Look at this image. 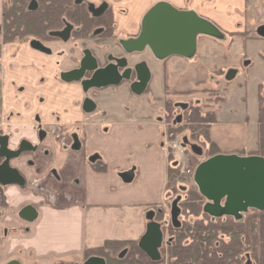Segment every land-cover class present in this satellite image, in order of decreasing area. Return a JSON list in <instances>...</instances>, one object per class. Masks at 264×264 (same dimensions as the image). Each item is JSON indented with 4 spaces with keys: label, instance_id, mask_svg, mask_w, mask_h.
<instances>
[{
    "label": "crops",
    "instance_id": "crops-1",
    "mask_svg": "<svg viewBox=\"0 0 264 264\" xmlns=\"http://www.w3.org/2000/svg\"><path fill=\"white\" fill-rule=\"evenodd\" d=\"M90 1L98 3V0ZM106 1L112 4L118 29L128 37L139 34L144 15L159 2L169 3L178 10L194 11L208 21H212V17L218 18L219 25L231 27L228 30L224 27L230 33H236L234 28L242 25V16L239 14L246 6L245 0ZM2 10L0 0V27ZM55 61L54 56L36 52L28 45H3L0 36V118H7L17 112L26 122L39 112L45 122L52 123L50 115L55 113L62 116V127L73 130L72 125L77 116L74 115L76 110L71 97L62 93V86L52 80L48 85L37 86L40 76H52ZM171 61L169 58L162 64H171ZM12 83L25 85L26 93L18 94L11 87ZM39 94L47 97L42 106L34 99ZM143 97L146 99L145 95L134 96V102L140 103ZM116 106V116L114 111L108 109V105H104L109 114L107 119L86 122L87 150L89 153L102 154L107 164L106 172L96 174L83 167L80 165L81 156L67 165L66 156L61 155L59 168L64 175V188L70 191L71 199L58 198L52 208L41 205L39 228L28 236L11 237L7 248L8 257L21 251L23 257L31 255L36 260L79 259L86 249L98 248L106 241H139L143 236L148 224L147 215L151 212L148 208L159 207L166 200L168 169L172 165L171 153L163 145L166 125L151 113L128 116L126 113L129 110L123 103ZM221 107L222 104L218 112ZM219 124L223 123L216 119L215 123L209 125V138L220 154L237 155L242 150L249 152L248 149L255 145L249 140L250 146L247 139L241 144L229 143L226 138L219 136ZM227 126L231 131L236 130L233 125ZM247 156L250 155L244 157ZM173 162L177 163L175 157ZM128 171L133 173V179L130 183H124L120 174ZM74 179H78L79 184L73 185Z\"/></svg>",
    "mask_w": 264,
    "mask_h": 264
},
{
    "label": "flooded vegetation",
    "instance_id": "flooded-vegetation-1",
    "mask_svg": "<svg viewBox=\"0 0 264 264\" xmlns=\"http://www.w3.org/2000/svg\"><path fill=\"white\" fill-rule=\"evenodd\" d=\"M25 1L28 2V11H36L38 9L36 0ZM32 1L36 3L35 10H30ZM77 4L84 5L86 11L93 18L99 19V24L86 37H76L75 31L77 29L64 20L61 29L49 34L52 38L50 41L43 42L38 39H30L23 43H2L3 45H28L30 49L36 52L50 57L54 56L56 61L52 76L50 78L43 75L40 76L37 80V86L39 88L43 87L52 80L65 88L75 89L77 93L69 95H72V106L76 110L74 115L77 118L73 122V130L62 127V116L55 113L50 115V118L53 119L52 123L45 122L44 117L39 112L30 116L25 120L26 122H23L24 118L17 112L7 118H0V139L6 140V148L9 153H17L22 148V151L13 155V157H0V179L8 183L5 185L0 183V264H8L9 262H17L18 264H84L93 258L85 255V251L89 249L84 251L81 258L69 260H36L31 255L23 257L21 251H17L15 255L8 257L7 248L12 240L11 237L14 235L28 236L39 228L38 225L41 219L39 207L41 205L46 204L49 208H52L54 201L58 198L67 197L71 199L70 191L64 188V175L59 168L62 160L61 155L66 156L67 165H70V161L76 160V157L81 156L80 165L83 167L89 168L90 171H94L96 174L106 172L107 164L102 154L98 152L89 153L87 150L86 130L87 121L101 122L109 117L108 112L104 109L105 97L113 92L118 94L123 90H128L129 94L131 93L133 96L146 95L150 92L149 86L152 81V73L148 62L142 59L141 55L144 52H148L153 58L154 56L147 49L142 53L128 54L122 45L125 40L136 38L138 35L128 37L118 29L114 19L112 4L106 0H98V3L90 0H77ZM90 6H92L94 12L98 13L103 7H106L98 16H94L89 9ZM107 14L111 16V32L108 31L109 17ZM69 27L70 32L66 40L52 35L53 33L63 32ZM254 35L253 37L259 38L256 30ZM32 42L40 43L48 52L34 49L31 46ZM109 43H112V47L117 52L107 51L108 49L106 48ZM56 46L61 48L57 50ZM126 55L131 56V58H137V60H133L135 62H133L132 66H129L130 62L126 59ZM86 57H91L96 61V69H103L113 65L117 67L120 75L130 71L129 78L122 79L117 86L88 89L83 87V81L89 80L93 72L86 71L79 82L64 81L63 75L78 70ZM67 62L69 63L68 68L62 69L61 66ZM141 64H145L148 68L149 81L143 88V92L136 94L132 87L138 82L136 68ZM10 85L18 94L23 93L24 95L27 91L25 85H16L15 83ZM60 90L62 91V89ZM34 99L40 106L47 101V97L42 94H39ZM170 114L165 111V127H169V129H165V139L169 138L170 129L177 130L180 126L186 125V122L182 121V117L178 115L173 120ZM173 121L174 124H172ZM185 132L188 131L185 130ZM55 148H58V152ZM171 148L166 147L170 153L172 152ZM72 184H79V180L74 179ZM31 216L33 217L32 219H30Z\"/></svg>",
    "mask_w": 264,
    "mask_h": 264
},
{
    "label": "rangeland",
    "instance_id": "rangeland-1",
    "mask_svg": "<svg viewBox=\"0 0 264 264\" xmlns=\"http://www.w3.org/2000/svg\"><path fill=\"white\" fill-rule=\"evenodd\" d=\"M3 3L4 0L2 6ZM245 3V10L239 14L242 16V25L234 28L237 34L246 33L245 35L230 37V34H235L226 32L231 27H222L218 18L212 17L213 19H210L213 22L210 20L209 22L217 25L221 38L199 36L194 57L190 59L172 57L171 64L163 65L162 61L155 60L148 52L141 55L154 73L152 75L154 80L152 79L149 86L150 92L145 95L146 99L143 97L147 101L142 99L140 103L134 102V96L129 94L128 90H123L118 94L113 92L106 96L104 105H108V109L114 111L116 116L118 111L116 104L123 103L129 110L126 115L143 116L151 113L152 116L159 117L164 125L165 111L171 113L173 120L179 115L182 121H185L190 110L197 108L203 117L216 114V119L223 123L217 127L220 128L219 136L226 138L229 143L232 141L241 144L245 139L249 144V140L255 143L250 144L252 146L248 147L249 152L242 150L243 156L257 153L259 102L260 99L264 101V38L253 36L255 30L257 32L258 28L264 26V0H245ZM59 48L61 47L56 46L57 50ZM106 49L109 52H117L112 43H109ZM126 59L130 62L129 66L134 64L133 60H137L136 57L131 58L127 55ZM68 66L67 62L61 68L65 69ZM61 88L63 93L68 95L77 93L70 87L66 90L63 86ZM69 96L72 98V95ZM227 125H233L236 130L231 131ZM200 132L190 136L189 131L184 130L173 141L169 138L164 140L166 147H172L170 150L177 162L172 163V166L179 168V176L176 177L177 194L167 193L163 204L152 207L161 209L164 213L163 217L159 218L164 233L162 249L169 241L168 227L171 225L170 210L173 200L179 196L180 200H185L189 190L197 189L193 181L194 171L201 162L208 159V146L200 137ZM183 143L186 144L185 148L182 146ZM195 145L203 150L201 156L192 151V146ZM190 158L195 160V164L188 166ZM152 208H148L149 211L153 212ZM186 219L182 212L179 220L183 222Z\"/></svg>",
    "mask_w": 264,
    "mask_h": 264
},
{
    "label": "trees",
    "instance_id": "trees-1",
    "mask_svg": "<svg viewBox=\"0 0 264 264\" xmlns=\"http://www.w3.org/2000/svg\"><path fill=\"white\" fill-rule=\"evenodd\" d=\"M36 1L38 9L28 11L25 0H4L0 27L3 44L23 43L30 39L50 41L49 34L61 29L64 20L77 29L76 37H86L99 24V19L93 18L84 5L77 4V0ZM107 16L108 31L111 32V16ZM230 35L243 36L237 33ZM194 109L190 110L183 128L170 129L169 140L173 141L187 129L190 136L201 131L199 135L208 146V158L220 154L209 138V125L216 122V114L203 117L197 108ZM258 117L259 147L252 156L264 158V101L261 99ZM237 155L243 156L244 152L240 151ZM170 160L174 163L172 154ZM192 164L195 160L190 158L188 166ZM177 176L179 168L170 165L166 186L168 194H177ZM185 197L178 207L180 216L183 212L187 219L183 222L179 220L178 228L172 224L168 227L169 241L165 248H161L158 261L150 260L139 249L138 241H106L98 248L86 250L85 255L100 258L105 264H264V211L250 209L240 219L213 217L204 212L206 201L198 189L189 190ZM152 210L154 220L160 223L163 211L158 208Z\"/></svg>",
    "mask_w": 264,
    "mask_h": 264
},
{
    "label": "water",
    "instance_id": "water-1",
    "mask_svg": "<svg viewBox=\"0 0 264 264\" xmlns=\"http://www.w3.org/2000/svg\"><path fill=\"white\" fill-rule=\"evenodd\" d=\"M105 7L99 13L94 12L92 6L89 9L94 16H98ZM35 9L36 3L32 1L30 10ZM69 32L70 27L52 35L66 40ZM257 34L264 38V26L257 30ZM199 36H211L219 39L221 33L216 26L194 11L178 10L169 3L159 2L144 15L138 36L125 40L122 45L128 54L142 53L147 49L158 61L172 57L190 59L197 52ZM31 46L36 50L48 52L38 42H32ZM86 71L93 72V75L89 80L83 81L85 89L117 86L122 79H128L130 75V71L120 75L117 67L113 65L96 69V61L91 57H86L78 70L66 73L62 78L66 82H79ZM136 72L138 82L133 85L132 90L136 94H141L149 81V71L145 64H141L136 68ZM185 142L187 143L186 139ZM182 146L185 148L186 144L183 143ZM192 151L198 156L203 154L202 149L196 145L192 146ZM19 152L9 153L6 148V140L0 139V157H13ZM120 178L124 183H130L133 173L131 171L124 172L120 174ZM193 181L199 194L206 201L204 212L213 217L232 216L240 219L242 214L250 209L264 211V158L260 156L215 155L197 166ZM0 183L8 184L2 179H0ZM179 202L180 197L172 202L170 210L171 224L175 228L180 227ZM32 215L34 214L32 213ZM32 218L31 216L30 219ZM154 218V212L147 215L148 224L145 233L138 241V247L150 260L158 261L164 243V233L162 225ZM8 264L18 263L9 262ZM84 264H105V262L95 257Z\"/></svg>",
    "mask_w": 264,
    "mask_h": 264
},
{
    "label": "built area",
    "instance_id": "built-area-1",
    "mask_svg": "<svg viewBox=\"0 0 264 264\" xmlns=\"http://www.w3.org/2000/svg\"><path fill=\"white\" fill-rule=\"evenodd\" d=\"M177 165V164H176Z\"/></svg>",
    "mask_w": 264,
    "mask_h": 264
}]
</instances>
